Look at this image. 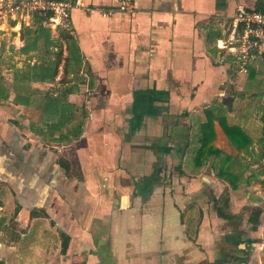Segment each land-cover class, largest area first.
Instances as JSON below:
<instances>
[{
    "label": "crops",
    "instance_id": "crops-1",
    "mask_svg": "<svg viewBox=\"0 0 264 264\" xmlns=\"http://www.w3.org/2000/svg\"><path fill=\"white\" fill-rule=\"evenodd\" d=\"M81 1L85 7H73L69 24L58 26L76 43L79 70L65 84L58 82L61 65L53 81L23 80L28 103L13 101V77L38 63L44 48L38 41L26 53L20 32H0L3 57L11 59L0 69V208L13 204L25 216V227L14 228L18 239L0 242V264H196L213 246L216 230L206 215L225 192V218L235 216L236 205L260 209L255 228L249 217L243 228L226 222V251L237 241L247 256L255 242L256 264H264V185L257 175L264 157L246 171L256 178L241 180L237 190L214 174L212 159L199 171L192 167L207 122L217 148L238 154L224 130L238 125L251 155H262L264 49L246 73L229 50L236 46V8L254 10L259 0H134L129 14H104L114 0ZM40 93L83 111L79 137L70 140L66 128L56 131L55 118L45 119ZM49 133L68 140L51 141ZM188 221L198 224L195 240Z\"/></svg>",
    "mask_w": 264,
    "mask_h": 264
},
{
    "label": "trees",
    "instance_id": "trees-1",
    "mask_svg": "<svg viewBox=\"0 0 264 264\" xmlns=\"http://www.w3.org/2000/svg\"><path fill=\"white\" fill-rule=\"evenodd\" d=\"M254 10L264 12V0H259ZM59 28V33L57 38L51 37V30L49 27H46L43 24V18L37 15L33 16L32 22L29 26L22 27L20 30V38L23 40V50L27 53L29 49L37 48V42L41 43L44 48V55L41 56L38 60V63L34 62L33 64L27 63V68L22 69L21 72H16L13 77L12 88L14 90L15 96L13 101L16 102H27L29 101V93H22V89L25 88L21 86L20 82L23 80L34 78L37 81H53L58 73L59 66L62 67V76L58 79L59 84L68 83L67 75L72 73V75L79 70L80 67V55L75 41L73 40L71 34L65 28ZM63 42L65 43L66 55L63 57ZM49 48L52 50L55 48L53 56H48ZM73 70V72H72ZM76 70V71H75ZM75 78L76 76H72ZM2 77H0V93L3 94V82ZM26 91V88H25ZM43 94V93H40ZM42 102V107L45 119L55 118V123L57 126L56 131H60L66 128V132L70 133V140L79 137L82 133V125L85 114L82 110L76 108L74 104H71L67 100L61 98H49L43 97L40 98ZM223 116H220L219 120L222 122ZM261 120L263 122V134H264V109L261 113ZM212 127L210 122L202 125L201 127V137L198 142L197 149L193 155L192 167L194 169L202 168V166L210 159L212 163L210 167L214 170V174L219 178L229 183L233 190H237L238 184L241 180L246 182H251L252 179L256 178V173L246 174V171L249 170V165L254 163H261V159L264 157V139L260 140L259 143L263 149L262 155L254 157L251 155L252 151H249L250 141L246 139L244 132L238 125H225L224 130L229 138L230 143L237 150L238 154L232 156L222 151L213 145L211 137L208 136ZM44 135V134H43ZM51 141H65L68 140L66 136H58L55 138L54 133H49ZM69 140V141H70ZM244 150L247 155H241V151ZM63 165H66L65 161H62ZM262 168L261 173L257 175H263L261 180L262 185H264V166L258 167ZM221 200L224 201L221 204L227 207L228 195L223 193ZM220 200V201H221ZM217 202V201H216ZM218 206V205H217ZM219 216L225 217L224 210L218 208L217 211ZM260 209L258 207L251 208V215L248 219L251 222V227L255 228V224L258 221V216ZM6 217H0V242H3L7 238L8 241H16L19 237V234L16 233L14 225L6 224ZM187 225L189 226L187 230H192L191 225L192 221H188ZM3 230L6 231V236H3ZM230 238V239H229ZM234 237H227V240L233 241L235 243ZM253 240L249 239L248 244ZM241 242V241H240ZM236 241V246H237ZM234 245V246H235ZM235 246V248H236ZM63 250L66 247V241L62 242ZM237 249V248H236ZM241 250V249H240ZM244 251V250H243ZM219 261H217L218 263Z\"/></svg>",
    "mask_w": 264,
    "mask_h": 264
},
{
    "label": "built area",
    "instance_id": "built-area-1",
    "mask_svg": "<svg viewBox=\"0 0 264 264\" xmlns=\"http://www.w3.org/2000/svg\"><path fill=\"white\" fill-rule=\"evenodd\" d=\"M115 8L104 11L110 14L113 10L126 14L135 9L134 0H114ZM85 7L81 0H0V32H20L22 27L29 26L33 16L43 18V24L49 28L67 26L73 7ZM232 41L236 46L229 48L235 54L239 72H247V64L257 52L264 49V12L248 10L241 6L236 8L233 16Z\"/></svg>",
    "mask_w": 264,
    "mask_h": 264
},
{
    "label": "rangeland",
    "instance_id": "rangeland-1",
    "mask_svg": "<svg viewBox=\"0 0 264 264\" xmlns=\"http://www.w3.org/2000/svg\"><path fill=\"white\" fill-rule=\"evenodd\" d=\"M5 53H3V46L0 47V56H1V58H0V69L1 70H3V66H5V64H7V59H8V61L10 60V62H11V59L8 58L9 55H6V57H3V54H5ZM12 59H14V58L12 57ZM222 196H223V193H221L219 198H217V200H215V202L217 201L215 204L218 206H216L214 204L216 207L213 209V205H211V208H209V211H211V213L206 215L207 216L206 222L209 224L208 229L210 231H212V229L216 230V232H215L216 234L214 236L210 237V239L212 240L213 246H211L209 252H207V254H205V257H204V253L201 252L200 261L196 264H240L241 262L244 264H256V259H255V255L253 252L255 250V244H254L255 242H253L252 245L251 244L249 245L251 249L249 250L247 256L243 255L244 253L241 254L239 248H237L236 245L235 246H236L238 251L236 250V248L234 249L235 251L232 250V252L226 251L227 245L224 242L225 236L223 235L224 231H225L224 227H226L225 224H227L226 222L236 220L239 227H242V226L246 227L247 225H244V222L246 221V218L250 217V215H251V207H247L243 211L242 210L243 207L240 208L239 205H236V209H238V212L235 213V216L232 215L233 216L232 219L219 216L217 213L218 208H220L222 210H226V208H227V210H229L228 206L225 208V206H223L221 204L222 202H224L221 200ZM0 201L2 202V200H0ZM15 210H16V206H14L13 204L10 205L8 203V204H6L5 209L0 208V217L3 216V211H4L5 212L4 216H6V219L7 218L10 219L11 224H13V225L15 223L14 228L19 230L21 227L22 228L25 227L24 222H23V220H24L23 217H25V216H24L23 212L20 213L21 211L19 209L16 212H15ZM17 212H19V214H17ZM194 213L196 214V211H194ZM201 217H203V212H202V214H197V218H201ZM10 220H9V222H10ZM197 225H198L197 222L193 221V224L191 225L192 230H187V233L190 236L189 238L191 240H195V237L193 238L192 236L194 235L193 231H194V229H196L195 227H197ZM188 227L189 226L186 224L185 229ZM239 230L244 231V229H239ZM245 240H248V238ZM232 253L235 255H233ZM210 259H211V261H208ZM217 261H219V262L217 263ZM182 263L183 264H189L187 262H182Z\"/></svg>",
    "mask_w": 264,
    "mask_h": 264
},
{
    "label": "flooded vegetation",
    "instance_id": "flooded-vegetation-1",
    "mask_svg": "<svg viewBox=\"0 0 264 264\" xmlns=\"http://www.w3.org/2000/svg\"><path fill=\"white\" fill-rule=\"evenodd\" d=\"M241 263H242V262H241ZM241 263H240V264H241Z\"/></svg>",
    "mask_w": 264,
    "mask_h": 264
}]
</instances>
